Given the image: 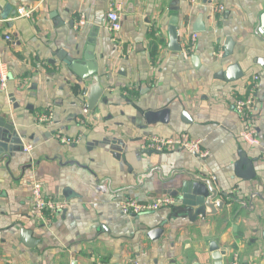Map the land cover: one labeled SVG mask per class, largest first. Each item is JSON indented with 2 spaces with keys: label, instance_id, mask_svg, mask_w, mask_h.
I'll return each mask as SVG.
<instances>
[{
  "label": "crops",
  "instance_id": "crops-1",
  "mask_svg": "<svg viewBox=\"0 0 264 264\" xmlns=\"http://www.w3.org/2000/svg\"><path fill=\"white\" fill-rule=\"evenodd\" d=\"M220 6L223 12L215 10ZM20 8L35 9L33 19H17ZM112 9L121 17L118 34L108 27ZM263 16L264 0H0V64L9 73L0 119L33 147L30 154L0 155V264H217L213 244L227 252L223 264L236 254L240 264H264ZM173 19L181 51L171 50ZM194 34L196 47L187 54ZM231 65L243 77L218 79ZM254 86L256 147L237 137L243 124L234 111ZM98 87L103 93L91 111ZM166 110L168 123L160 115ZM43 113H52V123L38 122ZM150 113L158 115L152 124ZM184 133L202 141L206 157L181 151L150 157L142 149L152 136ZM242 156L253 162L251 181L237 176ZM156 167L164 177L202 173L239 201L256 194L253 207L227 200L220 215L196 220L176 206L124 215L125 199L168 195L157 174L134 188ZM33 183L67 203L66 213L35 223ZM24 230L34 247L23 242Z\"/></svg>",
  "mask_w": 264,
  "mask_h": 264
},
{
  "label": "water",
  "instance_id": "water-1",
  "mask_svg": "<svg viewBox=\"0 0 264 264\" xmlns=\"http://www.w3.org/2000/svg\"><path fill=\"white\" fill-rule=\"evenodd\" d=\"M209 2L211 0H208ZM177 21L173 19L171 22L170 33L172 36V51H181V48L178 44L177 39V30H176ZM198 31V30H197ZM259 33L264 37V16L261 20V27ZM232 50L229 49V53ZM227 56V55H226ZM65 61V60H64ZM66 63H72L70 59H66ZM218 79L225 80L228 82H235L240 80L243 77V73L240 71L238 65H231L225 71L220 72L217 75ZM103 90L98 87L92 91L90 96L89 109L91 111L95 110ZM160 115H165L163 121L168 123L169 111H163ZM150 121L149 123H154L155 114L150 113L148 115ZM184 121L185 118L188 119L187 114L183 115ZM0 155H5L9 157L15 151H24L23 142L20 136L16 133L15 127L12 123H7L3 119H0ZM6 145L8 149L5 150ZM12 147L11 151L9 147ZM145 154L150 157L160 155L161 153L153 150H146ZM236 173L240 179L251 181L256 176V172L253 166V162L242 156L236 165ZM158 175V181L162 185H169L168 189H165L166 194L174 197L177 200L176 207L183 208V215L190 217L191 220H196L198 217H213L218 216L223 213L226 209V201L234 200L236 203L241 204V208L247 209L253 207L252 200L255 198L256 194L250 196L249 202L239 201L238 198L229 196L227 192L220 191L218 187V182L216 180H211L206 178L202 173H192L188 171H174L170 177L163 176L162 167H156L153 169H148L144 175L138 177V187L145 185L146 181H150L154 178L155 175ZM182 177V178H180ZM22 240L28 247H34L36 241L33 239V234L31 231L24 230L22 231ZM211 251L213 253L214 260L217 264H223V257L227 254L226 251H220V248L213 244L211 246Z\"/></svg>",
  "mask_w": 264,
  "mask_h": 264
},
{
  "label": "built area",
  "instance_id": "built-area-1",
  "mask_svg": "<svg viewBox=\"0 0 264 264\" xmlns=\"http://www.w3.org/2000/svg\"><path fill=\"white\" fill-rule=\"evenodd\" d=\"M217 12H223L224 7L220 6L215 9ZM35 9L20 8L17 10V19H33ZM108 27L111 33L118 34L122 30L121 17L118 10L112 9L108 13ZM86 24L85 15L80 17V25ZM9 41L11 38H7ZM197 35L191 36L188 43H186L185 52L190 54L196 47ZM259 78L256 77L257 81ZM9 81V73L7 67L0 64V92H4L7 89ZM258 99L255 95V86L252 87L250 94L245 99H237L234 103V111L243 124L242 131L237 135L239 139L244 141L250 146H260L261 142L258 137V131L256 129L255 113L258 106ZM84 115H89L87 108L83 110ZM52 113L40 114L37 118L39 123L50 124L52 123ZM58 138L63 143L71 144L73 140L58 135ZM24 152L27 154L32 153V145H26L23 143ZM143 150H153L159 153H171L175 151L187 152L192 155L204 158L207 153L202 150V141L194 139L188 134L184 133L177 137L164 138L159 136H152L146 139L142 144ZM32 199V209L30 212L31 219L38 224L48 225L56 215H62L66 213L68 204L62 201H58L52 198H48L44 195L42 185L39 183H33L30 190ZM177 200L172 196L157 197L152 201H141L137 198H128L120 203L121 211L126 216H141L145 214H151L158 212L164 208L175 207ZM239 255H234L230 264H240Z\"/></svg>",
  "mask_w": 264,
  "mask_h": 264
},
{
  "label": "trees",
  "instance_id": "trees-1",
  "mask_svg": "<svg viewBox=\"0 0 264 264\" xmlns=\"http://www.w3.org/2000/svg\"><path fill=\"white\" fill-rule=\"evenodd\" d=\"M231 203H235L234 200H231Z\"/></svg>",
  "mask_w": 264,
  "mask_h": 264
}]
</instances>
